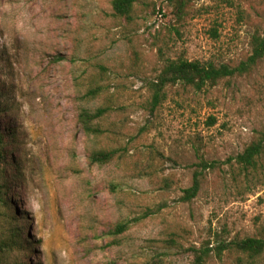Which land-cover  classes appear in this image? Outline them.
I'll return each instance as SVG.
<instances>
[{
    "label": "rangeland",
    "instance_id": "obj_1",
    "mask_svg": "<svg viewBox=\"0 0 264 264\" xmlns=\"http://www.w3.org/2000/svg\"><path fill=\"white\" fill-rule=\"evenodd\" d=\"M263 33L264 0H189L183 14L137 0L131 19L112 0H0L7 264H193L192 248L208 244L205 264H238L217 247L264 236V153L256 168L236 162L264 129V56L203 90L168 86L155 110L151 84L168 59L238 66ZM108 103V131L87 135L80 111ZM109 148L119 149L112 161L91 162ZM202 160L201 189L185 201ZM120 223L129 227L117 234Z\"/></svg>",
    "mask_w": 264,
    "mask_h": 264
},
{
    "label": "trees",
    "instance_id": "obj_2",
    "mask_svg": "<svg viewBox=\"0 0 264 264\" xmlns=\"http://www.w3.org/2000/svg\"><path fill=\"white\" fill-rule=\"evenodd\" d=\"M189 0H169L177 10V13L183 14L186 10ZM137 0H112L114 13L118 17L131 19L135 10ZM160 11H162L160 9ZM253 53L249 56L246 62L240 65L231 67L227 64L215 65L213 63H205L200 60H189L183 57L177 59H168L156 80L151 84L152 99L150 101L151 109L155 110L166 99L168 86L181 85L185 88L192 87L196 90H203L207 87L215 86L220 80L232 77L236 74H242L249 71L259 59L264 56V33L263 35H255L253 37ZM101 92V87L91 88L87 92V96L95 97ZM114 104L108 103L97 108H83L78 116L79 123L84 128L87 135H104L108 131L103 121L114 111ZM214 123L215 118H211ZM6 135L0 128V172L5 173L9 166V161L5 158ZM119 153V149H99L94 150L90 154L92 163L106 164L112 161ZM264 153V129L259 133L246 149L236 156V162L244 167L256 168L261 156ZM200 170L194 173L192 186L184 190L185 194L182 199L190 201L196 197L202 186L204 169L209 167V163L202 160L200 162ZM10 181L6 175L0 177V191L9 187ZM4 197V204L8 210L10 218L17 219L18 212L13 213V203L11 201L15 195L7 194ZM29 226L28 224L25 225ZM127 223L117 224L115 232L117 234L124 233L128 229ZM21 228L18 229V240L23 244L33 245V241L23 236ZM212 249L208 244L202 248H192L194 254L193 264H205L211 255ZM224 251L236 254L238 264H258L259 258L264 256V236H248L245 238H234L230 241H222L217 247V254L223 255ZM0 264H7L6 258L0 253ZM16 264H29L26 260L19 259Z\"/></svg>",
    "mask_w": 264,
    "mask_h": 264
}]
</instances>
